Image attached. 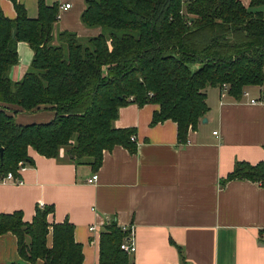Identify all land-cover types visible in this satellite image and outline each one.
Listing matches in <instances>:
<instances>
[{"label": "trees", "instance_id": "16d2710c", "mask_svg": "<svg viewBox=\"0 0 264 264\" xmlns=\"http://www.w3.org/2000/svg\"><path fill=\"white\" fill-rule=\"evenodd\" d=\"M13 1L16 18L0 13L2 179L8 171L17 174L21 161L33 164L31 147L47 157L59 156L65 147L72 160L95 170L104 151L116 145L137 152L136 129L114 125L129 103L158 104L152 124L172 119L186 142L209 111V86L226 84L240 98L247 86L264 85V0H250L248 6L242 0H85L82 22L101 29L86 38L70 30L55 34L58 3L41 0L39 16L31 18ZM21 41L33 57L14 81L10 70L20 61ZM42 108L55 110V117L30 124L15 117L21 109ZM234 179L264 187V161H237L223 182ZM52 212L51 206H39L32 222H25L21 211L0 213V235L14 233L21 257L31 263L83 264L75 225L50 223ZM127 236L116 222L105 225L100 264H134L121 248Z\"/></svg>", "mask_w": 264, "mask_h": 264}, {"label": "crops", "instance_id": "0c3cea01", "mask_svg": "<svg viewBox=\"0 0 264 264\" xmlns=\"http://www.w3.org/2000/svg\"><path fill=\"white\" fill-rule=\"evenodd\" d=\"M18 1L29 17L39 16L41 0ZM42 1L59 4L55 34L70 30L86 38L101 32L82 22L85 0ZM67 3L70 7L61 9ZM0 13L16 18L14 1L0 0ZM18 45L20 61L10 70L14 81L33 57L27 42ZM245 90L249 96L236 98L228 89L209 86V111L186 142L172 119L152 124L158 104L122 106L114 125L136 129L137 152L116 145L104 151L97 170L72 160L65 147L57 157L31 147L34 162L20 171L23 183L3 180L0 173V213L21 211L23 220L32 222L39 206L53 207L50 223L75 225L83 264H100L101 232L111 221L134 226V264H264V187L244 179L223 182L237 161H264V102L251 101L264 98V85ZM15 117L21 124L48 122L55 110L21 109ZM95 173L98 180L90 182ZM10 263L45 264L22 258L17 236L9 231L0 235V264Z\"/></svg>", "mask_w": 264, "mask_h": 264}, {"label": "built area", "instance_id": "2783aa9c", "mask_svg": "<svg viewBox=\"0 0 264 264\" xmlns=\"http://www.w3.org/2000/svg\"><path fill=\"white\" fill-rule=\"evenodd\" d=\"M61 9H65V8H69L70 4H63L60 6ZM224 89H228V85L224 84L223 85ZM243 95L245 96H249V92L247 90H245L243 92ZM251 101L253 103H258V102H264V98H251ZM215 134H217L218 132L215 131ZM26 165H24V162L21 161L19 162V168L17 169V174L14 171H8L4 176H3V180H7V181H13V182H19V183H23V180L21 179V177H19V173L22 169H24ZM99 175L97 173H95L92 178L90 179V182H95L98 180ZM123 230L128 231V236L126 237V240L122 243L121 248L123 250H125L126 252H128L129 254H133L136 250H137V245L135 242V229L133 225H129V226H124L122 227ZM92 231H95L97 228L95 226H92L90 228Z\"/></svg>", "mask_w": 264, "mask_h": 264}, {"label": "water", "instance_id": "95a60500", "mask_svg": "<svg viewBox=\"0 0 264 264\" xmlns=\"http://www.w3.org/2000/svg\"><path fill=\"white\" fill-rule=\"evenodd\" d=\"M204 122H206L207 121V118H204V120H203ZM3 154V148H1V155Z\"/></svg>", "mask_w": 264, "mask_h": 264}]
</instances>
